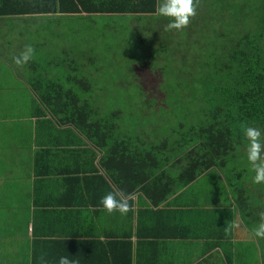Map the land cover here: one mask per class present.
Masks as SVG:
<instances>
[{"label": "crops", "instance_id": "obj_1", "mask_svg": "<svg viewBox=\"0 0 264 264\" xmlns=\"http://www.w3.org/2000/svg\"><path fill=\"white\" fill-rule=\"evenodd\" d=\"M73 1L103 10L0 15V264H40L41 255L47 264L61 256L79 264H262L261 243L216 169L180 184L176 159L167 164L159 151L152 159L150 143L91 142L38 103L40 86L67 88L59 64L78 69L84 32L59 29L65 21L122 20L165 36L181 32L165 31L168 20L144 9H156L158 0H0V6ZM207 10L200 0L198 16ZM55 33L67 37L62 56L48 42ZM26 44L36 55L17 67L12 57ZM116 188L133 194L127 215L100 204ZM232 220L240 226L225 235Z\"/></svg>", "mask_w": 264, "mask_h": 264}, {"label": "rangeland", "instance_id": "obj_2", "mask_svg": "<svg viewBox=\"0 0 264 264\" xmlns=\"http://www.w3.org/2000/svg\"><path fill=\"white\" fill-rule=\"evenodd\" d=\"M217 5L215 2V6ZM236 11L239 16L235 18L226 12L225 16H217L215 10L207 31L203 33L208 37L206 42H209L205 48L204 58L211 50H219L225 41L235 37L236 27L243 29L245 15L241 10ZM149 27L143 22L129 23L122 20L65 21L59 29L71 31L72 28L77 32H84V35L79 37L82 49L78 64L75 65L78 69L67 71L64 70L67 64H59L58 71L61 73V80L67 84V89H73L81 99H84L83 101L91 104L93 116L89 118L90 121L99 120L101 117L109 120L111 128L109 126L108 129H97L96 132L102 139L107 137V141L95 143L118 142L119 138L126 142L158 143L164 148L161 152L165 153L167 164L169 160L175 158V164L181 165L177 159L185 157L184 149L195 146L190 137L194 130L193 125L185 122L179 127L183 112L186 110L196 116L197 111L203 106V96L199 90L205 85L211 87L216 82L213 80V70L201 69L211 64L202 65L200 63L202 59L198 58L200 55L196 52L202 44L197 42V35L202 33L200 30L191 31V34L195 33L197 40L190 42L187 49L175 34L172 33L173 37L170 38L169 35L165 36L158 31H147ZM189 31L188 29L186 32ZM71 34L69 33L68 37ZM62 35L55 33V38L48 39L49 45L55 49V55L67 39L59 37ZM178 58L179 61H176ZM182 58L188 64L180 63ZM208 60L211 61L207 58L205 62ZM67 74H71V77L67 78ZM73 77H76V80ZM81 78H84L88 85L80 86L77 80ZM148 84H152L153 92L150 94L146 93L150 90H146L150 87ZM39 88L41 92L37 95L40 99L38 103L56 116L58 108H64L62 102H66L65 110L63 109L66 112L64 121L78 129L75 123L78 121V112L72 106H67V101L74 100H70L71 97L68 96L63 97L61 92L65 87L50 83ZM111 113H118V117L112 116ZM152 125L158 126V129H154ZM124 127L127 129H122ZM259 129L264 131V128ZM261 133L264 140V132ZM246 143L247 141L242 139L240 144H235L234 152L227 157L226 166L222 168L213 166L208 169L214 168L221 174L226 189L233 198H239L237 192L240 188L243 189L241 196L248 203L247 211H251L252 214L247 215L245 208L240 209L241 200L237 201V204L246 225L252 229L259 222L258 213L264 211V183H253L254 173L249 170ZM257 239L261 243L264 264V239Z\"/></svg>", "mask_w": 264, "mask_h": 264}, {"label": "trees", "instance_id": "obj_3", "mask_svg": "<svg viewBox=\"0 0 264 264\" xmlns=\"http://www.w3.org/2000/svg\"><path fill=\"white\" fill-rule=\"evenodd\" d=\"M201 2L206 5L208 15L204 13L198 16L197 14V17L193 18L195 20L192 19L189 26L180 32L182 35L179 34L176 38H179L180 43L189 49L190 42L197 39L194 36L195 34H189L186 31L189 29L190 31L200 30L202 32L197 35V42L202 44L199 45L196 52L200 55L198 58L202 59L200 62L202 65L211 64H207L208 66L201 69L213 70V80L216 84H212L211 87L205 85L199 90L201 96H203V106L197 111L196 116L186 110L183 112V119L179 127L185 122L193 125L192 129L194 130L191 132L192 136L190 137L195 146L192 147L193 149L185 148V157L177 159V162H180L181 165L178 173L179 179L176 178V181L180 184L188 183L202 171L213 166L220 168L226 166L228 163L227 157L234 152L235 144H240L241 140L244 139L240 128L242 122H246L249 126L256 128H264V0H223L222 2L219 0H201ZM215 2L218 4L217 6H215ZM144 9H147L148 12H153L155 7L153 5ZM236 9L238 11L241 10L245 15L243 29L236 27L235 37L230 38V41H225L219 50H211L204 58L205 48L209 42H206L208 37L203 33L207 31L208 23L212 20L215 10L217 16H225L224 13L226 12L227 15L236 18L239 16ZM32 10H41V12H56L57 10L61 12H80L83 10L91 12L93 10L102 11L103 7L78 6L74 1L71 6L59 3L58 6L53 4L49 7H23L16 10L1 5L0 15L35 12ZM167 35L170 38L172 37L170 33ZM207 58L211 61L205 62ZM176 61H179V58ZM176 61L175 64L177 63ZM180 63L188 64L185 63L183 58L182 60L180 59ZM77 83L82 87L88 85L84 78L78 79ZM55 84L63 88L61 85ZM151 85L148 84L150 87L146 88V90L150 89L146 91L147 94L153 92ZM58 89L60 90V88ZM63 89H65L61 91L63 97L68 96L71 97L70 100H74L67 101V106H72L78 112V121L75 122L78 129L83 130L91 141H107L105 139L107 137L102 139L96 132L97 129H108L109 126L111 128L109 120L101 117L99 120L90 121L89 118L93 116L91 104L88 101H83L84 99H81L73 89ZM165 98L166 95L164 96ZM62 104L65 110L66 102H62ZM63 109L59 107L58 111L54 108V110L58 111L56 113L58 121L65 123L66 112ZM111 115L118 117V113H111ZM151 127L158 129V126L152 125ZM122 129L127 128L124 127ZM260 130L264 132L263 129ZM118 142L126 141L119 138ZM150 144L151 158L157 159V152H161V148H164L158 143ZM159 159L161 161V158ZM161 167L163 166L160 164ZM151 168H157V165L154 164ZM168 169L166 174L170 172ZM165 190H168L167 187ZM237 193L239 195V198H237L238 202L241 200L239 202L240 209H246L248 203L241 196L243 189L240 188ZM242 204L244 207H242ZM246 214L249 215L252 212L246 209ZM250 219L253 218L250 217Z\"/></svg>", "mask_w": 264, "mask_h": 264}, {"label": "clouds", "instance_id": "obj_4", "mask_svg": "<svg viewBox=\"0 0 264 264\" xmlns=\"http://www.w3.org/2000/svg\"><path fill=\"white\" fill-rule=\"evenodd\" d=\"M200 0H158L155 9L158 16L166 18L168 23L164 26L165 31H183L197 15ZM36 55L35 48L26 44L19 55L13 56V63L17 67H23ZM246 143V157L249 170L254 173L253 183H264V140L259 128L249 126L246 122L240 124ZM133 194L116 188L107 192L100 200L103 209L109 214L119 212L122 216L131 210ZM259 222L252 228V234L256 238L264 239V211L258 213ZM239 223L232 220L226 224L225 235H229L233 229L239 228ZM40 264H47L44 255L39 257ZM58 264H79L76 260H70L67 256H61Z\"/></svg>", "mask_w": 264, "mask_h": 264}]
</instances>
